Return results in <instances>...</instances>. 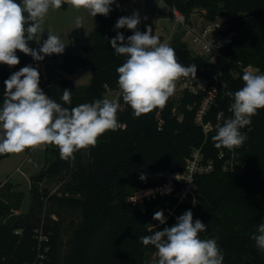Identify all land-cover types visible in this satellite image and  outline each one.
Wrapping results in <instances>:
<instances>
[{
	"label": "trees",
	"instance_id": "16d2710c",
	"mask_svg": "<svg viewBox=\"0 0 264 264\" xmlns=\"http://www.w3.org/2000/svg\"><path fill=\"white\" fill-rule=\"evenodd\" d=\"M123 1L113 3L107 16L94 17L93 44L70 43L62 54L45 56L42 61H35L17 50L18 65L0 64V106L5 93L4 81L28 65L39 71V86L49 98L63 104V90L71 91L72 102L63 105L65 107L108 98V91L116 98V69L126 57L116 55L110 41L118 31L125 40L133 34L132 30L115 29L123 15L120 10ZM162 1L187 20L195 8L205 11L206 21L225 17L234 35L224 53L231 55L234 61L259 67L264 74V5L260 0ZM138 30L142 29L138 27ZM81 33V27L72 30L75 38ZM28 43L36 50L42 45L36 41ZM168 45L175 50L179 63L196 64V76L210 70L202 56L190 57L193 52L180 35H175ZM41 62L45 77L39 66ZM85 68L91 71V80L82 88L75 87L58 72L72 75ZM227 77L228 90H232V78ZM182 100L180 120L171 116V100L163 109L134 118L132 109L121 97L117 117L122 127L104 133L95 147L79 150L74 159L68 160L61 159L55 146L46 150L50 161L29 183L33 200L29 210L24 214L10 213V207L0 200V217L4 215L0 221V264L38 262L39 253L45 255L42 264H158V259H149L157 250L152 245L144 246L139 237L175 225L176 218L189 209L193 222L199 219L207 226L206 231L199 234L200 238L217 239L223 264H243L246 259L251 264H264V251L259 250L252 239L253 234H257V226L264 223V109H258L251 125L241 129L247 134L245 143L232 149L235 161L245 164L242 168L223 170L217 154L221 149L226 155L232 150L214 146L215 128L207 134L202 150L205 157L214 160L215 168L195 178L194 205L189 198L176 205L181 188L178 184L166 191L145 195L158 184L141 183L137 174L142 168L182 171L191 150L203 143L205 135L194 123L195 108H183L195 101L194 97L184 95ZM158 110L163 119L161 129H157L155 118ZM215 111L213 109L205 120L214 121ZM8 155L0 154V161ZM49 182L57 184L51 189ZM5 185L13 187L9 182L3 185L0 182V186ZM175 205L176 217L169 216L167 210ZM156 211H163L164 224L153 219ZM75 216L79 220L75 221ZM149 227L152 232L148 231ZM40 235L44 238L39 239Z\"/></svg>",
	"mask_w": 264,
	"mask_h": 264
},
{
	"label": "clouds",
	"instance_id": "9594fccd",
	"mask_svg": "<svg viewBox=\"0 0 264 264\" xmlns=\"http://www.w3.org/2000/svg\"><path fill=\"white\" fill-rule=\"evenodd\" d=\"M64 2L0 0V64L18 65L17 50L35 61L62 54L66 44L59 35L50 31L38 50L30 48L28 42H40L49 10L60 9ZM69 2L73 8L84 9L95 17L98 14L107 16L115 0ZM75 23L80 28L83 17L77 16ZM140 23L139 13L134 12L131 16L120 17L115 24V29L133 31L127 40L118 31L110 41L114 53L126 57L116 69L118 92L115 99L103 98L72 108L65 107L63 105L72 102L71 91L63 90V104L49 98L39 86V71L31 65L6 79L0 106V154H20L40 145H53L58 148L61 159H74L77 151L95 147L104 133L122 127L117 117L121 97L124 104L132 109L134 118L157 108L163 109L175 93L176 81L181 77L195 78L197 66L179 63L175 50L162 43L151 27L144 32L138 30ZM257 72L250 66L245 68L242 75L244 85L234 93L228 90V83L223 82L225 95L232 99V117L216 125V135L212 138L216 148H240L247 140V134L241 129L251 125L258 109H264V74ZM153 219L161 224L166 222L163 211H156ZM206 227L199 219L193 222V213L189 209L176 218L175 225L155 231L150 236L143 235L139 241L144 246H154L158 264H223L224 257L217 239H201L199 236ZM148 231L152 232V227ZM252 239L256 247L264 251V223L257 226V234H253Z\"/></svg>",
	"mask_w": 264,
	"mask_h": 264
},
{
	"label": "built area",
	"instance_id": "2783aa9c",
	"mask_svg": "<svg viewBox=\"0 0 264 264\" xmlns=\"http://www.w3.org/2000/svg\"><path fill=\"white\" fill-rule=\"evenodd\" d=\"M171 13L175 20L182 26V30L185 35L191 36L192 42L199 47L200 56L206 59L209 71L194 77H181L176 81L175 93L169 100L173 102L170 112L172 117H176L178 120L182 119V98L184 95L193 96L192 103H187L183 106L186 110L194 111V123L201 127L204 136L203 143L198 147L191 150V153L186 158L185 166L182 171H171L167 169H150L142 168L138 174V180L143 183H156V187L149 190L146 194H155L157 192L166 191L174 185H180V191L177 196L176 205L183 203L187 198L196 202L195 196V178L204 174L210 173L215 168L214 160L205 157L203 153V144L206 140L207 134L216 129L218 123L222 124L224 119L232 117L230 111V104L232 99L225 95V89L222 84L228 79L227 75H230L232 81L230 82L234 93L243 87L244 82L242 75L245 68L249 66L258 70L257 74H262L259 67H255L251 64H243L242 61L232 59V56L225 54L224 50L232 43L234 33L230 30L229 25L225 17H218L213 21H206L203 17L205 11L202 9H193L191 16L198 18V22L194 23L191 19L187 20L185 16L177 9L170 7ZM120 10L123 11L122 17H125L126 6L121 5ZM157 14V13H156ZM190 16V18H191ZM228 29L230 32L223 36L221 31ZM47 38H41V44ZM198 102V103H197ZM216 109L214 115V121L205 120L206 116ZM157 120V129H161L163 125V119L161 112L158 110L155 114ZM217 154V159L222 160L221 166L225 171H234L237 168H242L245 164L235 161L233 150L230 154L226 155L221 149ZM143 177V178H141ZM136 199V197H133ZM173 208L168 209V215H173ZM18 233L17 231H15ZM43 235L39 236V239H43ZM46 251V248H45ZM39 261H33L30 264H42L45 259L43 253L38 254Z\"/></svg>",
	"mask_w": 264,
	"mask_h": 264
},
{
	"label": "rangeland",
	"instance_id": "374dc122",
	"mask_svg": "<svg viewBox=\"0 0 264 264\" xmlns=\"http://www.w3.org/2000/svg\"><path fill=\"white\" fill-rule=\"evenodd\" d=\"M122 4L126 6L125 16H131L134 12L139 13L141 23L138 26L142 29L141 32L146 31L147 27H151L153 34L159 36L162 43L167 44L175 35H180L189 51L200 54L199 47L192 42L191 36L184 34L181 24L173 17L171 8L162 0H124ZM77 16L83 17V23L81 35L75 38L72 35V30L77 28L75 23ZM145 17L147 19H144ZM190 19L194 23L198 22V18L195 16H191ZM43 27L45 31L41 34V38H47L50 31L52 34L59 35L66 45L70 43L75 45L93 44L94 17L90 16L84 9L77 10L73 8L69 0H65L60 9L49 10ZM123 30L127 31L129 29L123 28ZM39 66L45 77L44 63L41 62ZM58 72L62 78L70 79L71 83L79 88L88 85L91 80V71L87 68L79 69L72 75L62 71ZM106 97L115 99L112 91H108ZM52 147L53 145H40L35 149H26L20 154H9L0 161L1 185L7 182L13 185L11 188L6 185L0 186V200L10 207V213L24 214L29 210L33 201L29 191V183L32 176L38 174L50 161L49 153H46V150ZM56 184L57 182H49L47 185L52 189ZM175 208L176 205L173 209ZM173 213L169 216L176 217L174 210ZM3 216L2 214L0 221L3 220ZM74 219H76L75 221L79 220L77 216ZM67 237L65 235L64 239H67ZM149 259L150 261L158 259L157 251L151 254Z\"/></svg>",
	"mask_w": 264,
	"mask_h": 264
},
{
	"label": "water",
	"instance_id": "95a60500",
	"mask_svg": "<svg viewBox=\"0 0 264 264\" xmlns=\"http://www.w3.org/2000/svg\"><path fill=\"white\" fill-rule=\"evenodd\" d=\"M118 0H115V2H117ZM261 1V4L264 5V0H260ZM219 4H222V3H219ZM230 31L228 29H224L222 30L220 33L221 35L225 36L229 33ZM190 57L193 58V59H196L197 58V55L195 53H191L190 54ZM243 264H251L249 260H244Z\"/></svg>",
	"mask_w": 264,
	"mask_h": 264
},
{
	"label": "crops",
	"instance_id": "0c3cea01",
	"mask_svg": "<svg viewBox=\"0 0 264 264\" xmlns=\"http://www.w3.org/2000/svg\"><path fill=\"white\" fill-rule=\"evenodd\" d=\"M126 17V16H125ZM197 18V17H196ZM138 27H140V26H138ZM129 31V30H128Z\"/></svg>",
	"mask_w": 264,
	"mask_h": 264
}]
</instances>
